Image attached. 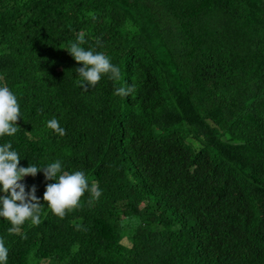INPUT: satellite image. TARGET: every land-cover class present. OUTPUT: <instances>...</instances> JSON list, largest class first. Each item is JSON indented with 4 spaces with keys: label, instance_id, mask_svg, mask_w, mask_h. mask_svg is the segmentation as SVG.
I'll list each match as a JSON object with an SVG mask.
<instances>
[{
    "label": "trees",
    "instance_id": "obj_1",
    "mask_svg": "<svg viewBox=\"0 0 264 264\" xmlns=\"http://www.w3.org/2000/svg\"><path fill=\"white\" fill-rule=\"evenodd\" d=\"M81 33L119 81L79 86ZM3 86L21 117L0 145L102 191L60 218L56 181L25 176L41 223L0 217L5 264H264V0H0Z\"/></svg>",
    "mask_w": 264,
    "mask_h": 264
},
{
    "label": "clouds",
    "instance_id": "obj_2",
    "mask_svg": "<svg viewBox=\"0 0 264 264\" xmlns=\"http://www.w3.org/2000/svg\"><path fill=\"white\" fill-rule=\"evenodd\" d=\"M85 43L84 33H81L77 41L72 43L70 48H66L74 57L75 61L82 62L83 67L76 68L81 79L77 82L85 91L89 87H95L101 80L102 74H109V79L119 81L121 79L120 68L110 62V59L102 52L92 49L85 50L81 47ZM100 42L98 41V44ZM135 90V85L119 87L115 90V95L128 97ZM21 117L20 106L16 95L7 86L0 87V137L5 135L13 136L18 128V118ZM47 127L54 130L59 135L65 134L56 119L47 122ZM20 156L12 148L11 142L0 145V191L5 195L0 196V217L10 221L12 227L9 233H16L19 227L30 220L33 225L41 223V202L36 195L37 187L32 185L26 191V185L21 183L25 176H36L38 170H42L45 180H55V183L46 185L43 200L47 202L51 211L58 217L63 218L66 211H70L79 205L80 198L85 191H89L91 197L99 199L102 195L97 184L89 186L85 174L82 171L74 173H64L59 160L46 166L20 165ZM61 171L63 173L61 174ZM91 204V200L89 201ZM80 229V225H76ZM9 249L5 246V241L0 238V264H5L8 259Z\"/></svg>",
    "mask_w": 264,
    "mask_h": 264
}]
</instances>
